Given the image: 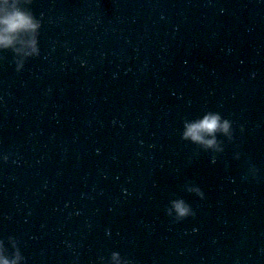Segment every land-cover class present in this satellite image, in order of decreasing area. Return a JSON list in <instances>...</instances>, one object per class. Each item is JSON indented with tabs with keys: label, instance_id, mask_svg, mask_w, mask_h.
Instances as JSON below:
<instances>
[{
	"label": "water",
	"instance_id": "water-1",
	"mask_svg": "<svg viewBox=\"0 0 264 264\" xmlns=\"http://www.w3.org/2000/svg\"><path fill=\"white\" fill-rule=\"evenodd\" d=\"M18 2L41 27L39 55L0 49L3 253L264 264V0ZM207 111L219 151L182 138Z\"/></svg>",
	"mask_w": 264,
	"mask_h": 264
},
{
	"label": "clouds",
	"instance_id": "clouds-1",
	"mask_svg": "<svg viewBox=\"0 0 264 264\" xmlns=\"http://www.w3.org/2000/svg\"><path fill=\"white\" fill-rule=\"evenodd\" d=\"M40 27V21L30 11L21 8L18 0H0V49L12 48L19 43L21 47L16 49L18 53H22L25 57L39 55L37 33ZM22 67L23 60L17 64L16 70L19 72ZM217 133L231 137L232 121L223 117L218 111H207L201 118L185 122L182 138L198 143L206 149L219 151L221 149L217 141ZM188 190L201 198L204 197V193L197 186ZM166 214L175 222L195 215L193 209L183 199L171 201ZM111 259L113 264H127L117 252L112 253ZM21 261L19 251L10 259L3 253L0 244V264H21Z\"/></svg>",
	"mask_w": 264,
	"mask_h": 264
}]
</instances>
